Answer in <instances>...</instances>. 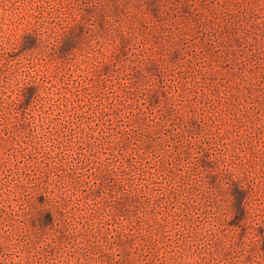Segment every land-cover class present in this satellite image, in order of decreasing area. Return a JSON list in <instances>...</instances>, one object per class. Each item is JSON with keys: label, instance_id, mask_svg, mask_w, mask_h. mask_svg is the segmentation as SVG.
<instances>
[{"label": "rangeland", "instance_id": "1", "mask_svg": "<svg viewBox=\"0 0 264 264\" xmlns=\"http://www.w3.org/2000/svg\"><path fill=\"white\" fill-rule=\"evenodd\" d=\"M0 264H264V0H0Z\"/></svg>", "mask_w": 264, "mask_h": 264}]
</instances>
